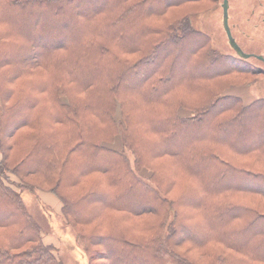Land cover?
Listing matches in <instances>:
<instances>
[{"label":"trees","instance_id":"obj_1","mask_svg":"<svg viewBox=\"0 0 264 264\" xmlns=\"http://www.w3.org/2000/svg\"><path fill=\"white\" fill-rule=\"evenodd\" d=\"M202 1L0 0V264H62L23 188L87 264H264L263 70Z\"/></svg>","mask_w":264,"mask_h":264},{"label":"rangeland","instance_id":"obj_2","mask_svg":"<svg viewBox=\"0 0 264 264\" xmlns=\"http://www.w3.org/2000/svg\"><path fill=\"white\" fill-rule=\"evenodd\" d=\"M187 9L197 10L191 16L193 26L208 34L218 50L235 56L250 53L264 57V0H227L226 13L223 0H205L190 4ZM255 56L247 59L251 65L263 72L243 89L253 96H264V61ZM189 69H184V62L179 61L175 73L178 75ZM227 179L229 178L224 177V180ZM21 193L27 210L38 226L55 239L62 264H87L82 244L76 239L71 224L56 213L52 206L43 204L34 191L23 188ZM192 252L191 255L196 259L200 258L197 261L204 264V258L199 253H194L196 251ZM144 257V254H140L134 263H125V257L116 259L120 264H143Z\"/></svg>","mask_w":264,"mask_h":264},{"label":"water","instance_id":"obj_3","mask_svg":"<svg viewBox=\"0 0 264 264\" xmlns=\"http://www.w3.org/2000/svg\"><path fill=\"white\" fill-rule=\"evenodd\" d=\"M226 2H227V0H223V8H224L225 13H226ZM243 55H245L246 57L255 56V55L250 54V53H243ZM255 57H257V58L261 59L262 61H264V57H261V56H255Z\"/></svg>","mask_w":264,"mask_h":264}]
</instances>
